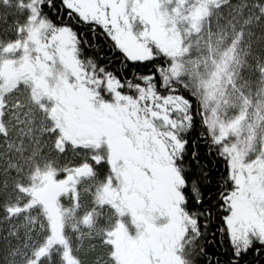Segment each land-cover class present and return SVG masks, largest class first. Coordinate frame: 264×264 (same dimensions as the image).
Instances as JSON below:
<instances>
[{
  "label": "snow or ice",
  "instance_id": "obj_1",
  "mask_svg": "<svg viewBox=\"0 0 264 264\" xmlns=\"http://www.w3.org/2000/svg\"><path fill=\"white\" fill-rule=\"evenodd\" d=\"M0 264H264V0H0Z\"/></svg>",
  "mask_w": 264,
  "mask_h": 264
},
{
  "label": "rangeland",
  "instance_id": "obj_2",
  "mask_svg": "<svg viewBox=\"0 0 264 264\" xmlns=\"http://www.w3.org/2000/svg\"><path fill=\"white\" fill-rule=\"evenodd\" d=\"M214 48H215V45H214Z\"/></svg>",
  "mask_w": 264,
  "mask_h": 264
}]
</instances>
